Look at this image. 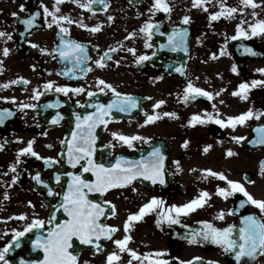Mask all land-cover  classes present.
Returning a JSON list of instances; mask_svg holds the SVG:
<instances>
[{
    "label": "flooded vegetation",
    "instance_id": "af4514ba",
    "mask_svg": "<svg viewBox=\"0 0 264 264\" xmlns=\"http://www.w3.org/2000/svg\"><path fill=\"white\" fill-rule=\"evenodd\" d=\"M167 2L170 12L153 13L150 11L153 0H104L103 4L94 3L91 11L81 7L87 0L60 3L57 0H0V32L9 33L11 37L0 36V109L13 113L0 124V145H3L0 147V249L12 241L13 230L23 231L33 219L45 222L43 230L32 229L19 237V247L12 242L5 253L9 264H20L21 259H43V250L34 249L32 240L37 234L47 235V228L68 218L63 209L57 207L68 188V173L79 174L87 181L95 180L91 171H83L88 166V157L75 167L69 163L68 141L76 129L77 115L82 119L88 113H95L96 105L107 106L117 99L115 93L134 97L137 106L128 111L109 110L104 117L107 123H98L95 127L90 159L107 167L114 164L117 157L136 161L159 148L164 157V183L137 177L129 184L103 193L85 189L88 199L104 208L100 223L117 230L111 238L101 237L98 242L93 237V244H83L73 237L69 251L76 256V264H106L111 252L120 256L113 264H128L129 260L132 264H148L146 260L132 258L128 252H120L113 243L125 235L124 222L129 214L138 213L152 197L161 199L167 209L187 203L201 191L210 194L206 203L187 215H180L179 223L161 220L158 225L160 208L131 222L128 247L141 257L145 253L163 252L158 258L167 260L168 264L181 261L264 264V252L237 261L234 250L226 251L202 237H196L195 243H189L188 239L194 231L204 229L201 221H208L219 229L231 225L232 238L237 241L243 217L253 215L264 221V213L255 205L246 202L241 206L240 202L246 201L242 193L227 198L218 195L217 187L229 188V185L202 171L211 169L223 173L229 180L240 182L255 199L264 200V195L255 191L264 189L261 173L264 144L256 142L260 138L258 129L264 127V84L250 88L247 99L233 95L242 82L264 81V73L256 71L264 68V34L251 36L248 27L257 19H264V0H255L256 8L243 5L240 0H206L197 7L193 6V0ZM221 2L243 10L210 22L209 16L221 10ZM253 12L257 14L255 17ZM53 14L65 16L72 23H53ZM184 16L189 17L187 23L183 21ZM30 17L33 22L28 26L24 21ZM146 21L159 26L158 30L153 29L150 39L147 33L140 31ZM238 24L249 36L233 40L231 37L236 35ZM97 25L99 30L91 31ZM60 27L67 28L68 32L61 33ZM179 29H187V34L183 46L173 50L168 37ZM61 37L84 45L89 58L79 65L75 64V59H62L59 51H54L60 47ZM146 41L151 47L145 46ZM245 47L256 54L245 52ZM110 48L115 51L109 52ZM5 49H8L7 55ZM141 55L149 58L137 63ZM101 57H104L103 66L96 63ZM81 68L89 70L81 71ZM177 68L182 71H176ZM13 80L17 83H9ZM98 80L112 88L99 84ZM49 81L53 86L45 89ZM189 82L213 93L212 99L196 96L185 100L184 90ZM4 84L9 86L3 87ZM58 87L69 91L58 92ZM76 88L83 90L71 91ZM89 92L93 95L89 96ZM161 100L164 103L154 108ZM21 104L35 107L21 108ZM249 109L259 112V118L253 115L235 127L227 124V117ZM164 113H175V116ZM207 114L213 118L208 119ZM148 115L159 118L145 123ZM193 115L200 116L204 122L190 125ZM216 119L224 120L225 126L216 123ZM113 133L143 139L133 140L130 147ZM234 137L244 139L237 141ZM29 141H33L32 148L37 155L22 153L17 162L19 150ZM206 146H210L207 151ZM229 150L233 155H227ZM44 158H51V162L46 163ZM37 173L41 182L33 179ZM57 174L59 181L55 179ZM49 188L55 194L49 195ZM221 211L222 219L219 218ZM21 215L24 219H19ZM194 257L200 259L193 260Z\"/></svg>",
    "mask_w": 264,
    "mask_h": 264
},
{
    "label": "snow or ice",
    "instance_id": "6c2138e0",
    "mask_svg": "<svg viewBox=\"0 0 264 264\" xmlns=\"http://www.w3.org/2000/svg\"><path fill=\"white\" fill-rule=\"evenodd\" d=\"M62 2V0H57V3ZM206 0H193V6H202ZM243 5L251 6L252 8H256L257 4L255 0H240ZM94 3H104V0H87V3H82L81 7L88 8L90 11L92 10L91 6ZM105 7L107 5L105 4ZM23 8V5L21 6ZM206 10V9H205ZM238 10L242 11L243 9H237L235 7H228L221 2V10L212 13L209 16V21H214L219 19L222 16L231 17L233 13ZM58 11V9H56ZM153 13L156 11H164L170 12L171 8L168 4L167 0H153L152 7L150 9ZM45 12H48V9L45 8ZM38 14V13H37ZM13 16H16V13H12ZM255 17L257 14L255 12L252 13ZM111 20L112 18L109 17ZM59 21H67L68 23H72L65 16H56L53 14V23H57ZM183 21L187 23L189 21L188 16L183 17ZM33 22V18L25 20L24 23L28 26H31ZM51 26V25H49ZM81 27H86L85 25H81ZM158 25H153L152 23L145 22V25L141 27L140 31L145 32L148 35V38H151L153 29L158 30ZM251 30V36H257L264 34V19H257L255 23L248 25ZM99 30V25L93 27L91 31L96 32ZM61 33H67L68 29L65 27H60ZM187 34V29H179L174 30L172 34L169 35V46L172 47L173 50H176V47L183 46L184 37ZM8 35L9 33L0 32V36ZM129 35H132L131 33ZM249 32L245 31L241 25L236 26V35L231 37V39L235 40L238 37H248ZM35 46V45H34ZM146 47H151L150 44L145 43ZM164 47V45H161ZM186 50V48H185ZM41 51H44L41 49ZM54 51H59V55L62 59L72 60L75 59V64L79 65L81 61L88 59L86 49L84 45L73 41V40H65L61 37V44L58 49H54ZM109 52H114V48H110ZM130 52H134V49H129ZM244 51L247 53H251L255 55L256 53L249 47H245ZM4 54H8V49L4 50ZM108 53H105L107 56ZM110 58V57H109ZM149 57L145 55H141L137 58V63L147 60ZM104 57H101L96 61L97 65L103 66L102 60ZM89 69L81 68V71H86ZM234 72L236 71V67L233 66L232 69ZM176 71H182V69L177 68ZM256 71L264 73V68H258ZM23 79V78H20ZM27 83V81H24ZM9 83L15 84L16 80L10 81ZM98 83L101 85H105V87L112 88L110 84H105V81L98 80ZM258 84H264V81L253 80L251 84L248 82H242L238 85V90L233 92V95H239L241 99H247L246 93L250 90V88L255 87ZM8 84H4L3 87H8ZM53 86V82L49 81L44 85L45 89L51 88ZM81 88L72 89L73 92L82 91ZM103 90V89H101ZM115 93V89H112ZM35 91V90H34ZM58 92L69 91L66 87H58L56 88ZM39 95V94H37ZM89 96H92L93 93L89 92ZM117 99L109 102L107 106L105 105H96L95 113H88L82 119L79 115H77V125L76 129L72 132V139L68 141V152H69V163L75 167L77 163L81 159L88 157V166L83 168L84 172L91 171L95 176V180L87 181L84 180L81 175L76 173H68L67 175L71 177L68 182V188L63 192L62 201L57 205V207L63 209V211L67 214V219L62 222L55 224L54 227H49L46 229L47 235H36V238L32 240V246L34 249H42L44 256L43 259L40 260H23L21 259L20 264H76V256L69 251V248L72 246L73 237L78 238L83 244H93V237L95 241L98 242L101 237L111 238V234L115 232L117 229L114 226H110L107 224L100 223V217L105 214L104 208L94 200L88 199L87 192H99L103 193L107 191L109 188L113 187H122L126 184L131 183L137 177H143L144 179L151 180L155 183L159 180L160 183H164L163 180V155L160 152L159 148H154L152 152L148 154L147 157H141L140 160L136 161H128L125 157H117V160L114 164L109 166H105L103 163H96L92 159H90L92 155V143L95 139L93 133L95 127L98 123L106 124L107 121L104 119L106 115L109 114V110L112 108H119L120 111H128L131 108L137 106L136 100L134 97L130 95H121L119 93H115ZM219 95V93H216ZM196 96H204L209 100L212 99L213 93L205 91L202 88L195 87L191 82H189L184 90V99H195ZM7 99V98H5ZM164 101H157L154 108L158 107L160 104H163ZM223 103V101H221ZM21 108L24 107H35L34 105H25L21 104ZM13 113L8 109H0V124L4 123L6 117L11 116ZM59 115V114H58ZM167 116H175V113H164ZM256 115L259 118L260 113L254 112L252 109H249L246 112L241 113L237 116H229L227 117V124L232 127H235L236 124H243L247 119ZM208 119H212L211 114H207ZM158 116L148 115L145 123H149L158 119ZM53 122H56L54 118ZM196 122L203 123L204 120L198 116L193 115L189 120V124H194ZM216 123L221 126H225L226 122L224 120L216 119ZM260 132V138L257 143L264 144V127L258 129ZM113 136H118V138L124 143L128 144L131 147L132 141L136 139H143L138 136H125L122 134L113 133ZM233 139L240 141L243 140L244 137H234ZM61 143H65L61 141ZM187 142H185L186 144ZM33 141H29L28 145L24 148H21L18 152L19 155L22 153H30L33 156H36L37 153L33 151L32 148ZM3 147V145H0ZM208 147H205V151L208 150ZM75 153V155H74ZM227 155L231 156L233 153L231 150L227 152ZM46 163L51 162V158H44ZM14 170V168H13ZM205 173L216 176L221 180H225L229 185V188H221L217 187V194L227 198L228 196L233 195L234 193H242L246 197V201L242 200L241 206L244 203L250 202L255 205L261 213H264V200L255 199L245 188L244 186L235 180H229L223 173L214 172L211 169L202 170ZM261 173L264 174V161L261 162ZM37 182H41L40 175L37 173L36 176L33 177ZM55 179L59 181V174L56 175ZM251 182V181H249ZM49 195L55 194L51 188L48 189ZM209 193L207 191H201L198 197L193 198L192 200L184 203L182 205H171L167 209H164V202L158 197H152L147 203L143 204L139 209L138 213L129 214L127 220L124 222V231L125 235L122 239H116L113 243L118 247L120 252H128L130 256L136 260H146L148 264H168L167 260L159 259L164 255L163 252H155V253H145L143 257L133 249L128 247V242L131 240V236L128 235V231L131 227V222L139 221L143 218L144 215L150 213L157 208L161 209L159 213V219L157 220V224L159 225L161 220H165L168 223H179L178 217L180 215H187L190 212L195 211L197 208L202 207L206 203V198L209 197ZM105 204L108 202L105 201ZM231 211V210H230ZM113 214H114V206H113ZM224 213L221 211L219 213V218H223ZM55 213H53V217ZM19 219H24V216L21 215ZM52 220L50 219L48 223L51 225ZM44 221L40 219H33L30 224H27L23 231L13 230L14 235L12 237V241H9L2 249H0V261H3V264H9L8 260L5 259V253L10 250V246L12 242L15 241V246L19 247V237L25 235V233L30 232L32 229H44ZM204 225V229L199 231H194L189 236V243H195L196 237H202L203 240H211L212 243L221 245L226 251H235V256L237 261H240L242 257H253L257 252H264V221L258 219L253 215H249L243 217V227L239 229V241L232 238V226L229 225L227 228L219 229L216 228L213 224L208 221H201ZM187 227V226H185ZM97 249L99 250V245L97 244ZM156 257V258H153ZM199 257H194L193 260H199ZM120 256L117 252H111L108 257L106 264H113L114 261H119ZM128 264H132V260L128 261ZM180 264H193L192 261H181ZM209 264H215V262H209Z\"/></svg>",
    "mask_w": 264,
    "mask_h": 264
},
{
    "label": "rangeland",
    "instance_id": "374dc122",
    "mask_svg": "<svg viewBox=\"0 0 264 264\" xmlns=\"http://www.w3.org/2000/svg\"><path fill=\"white\" fill-rule=\"evenodd\" d=\"M255 191H258L259 195H264V189H257Z\"/></svg>",
    "mask_w": 264,
    "mask_h": 264
}]
</instances>
